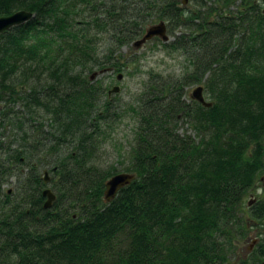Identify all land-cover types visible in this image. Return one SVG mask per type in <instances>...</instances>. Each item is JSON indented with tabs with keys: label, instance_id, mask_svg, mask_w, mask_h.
I'll return each mask as SVG.
<instances>
[{
	"label": "trees",
	"instance_id": "obj_1",
	"mask_svg": "<svg viewBox=\"0 0 264 264\" xmlns=\"http://www.w3.org/2000/svg\"><path fill=\"white\" fill-rule=\"evenodd\" d=\"M182 1L0 0V16L31 13L0 33V264H264V236L235 257L264 217V0ZM157 21L172 38L150 40L185 70L149 73L126 164L99 166L126 111L92 70H117ZM119 172L134 178L106 201Z\"/></svg>",
	"mask_w": 264,
	"mask_h": 264
},
{
	"label": "rangeland",
	"instance_id": "obj_2",
	"mask_svg": "<svg viewBox=\"0 0 264 264\" xmlns=\"http://www.w3.org/2000/svg\"><path fill=\"white\" fill-rule=\"evenodd\" d=\"M185 5L189 7L190 2L185 0ZM152 24H148L145 28ZM167 36V41H169L172 37L169 34ZM120 51L116 59L117 70L111 68L100 72V69L93 68L92 71L97 73L92 78H89L94 83L102 84L105 87V93L112 86L117 85L119 87L116 92L108 94L107 99L116 106H120V109H125L126 112L124 114L122 112V117L117 119L110 128L106 129V138L100 142L96 152V163L99 166H116L118 169L126 164L125 153L133 140L134 121L129 107L143 90L149 73H160L162 76L169 78L179 75L185 70L187 65L177 52L168 53L169 51H164L160 44L154 40H148L139 47H135L132 44L123 46ZM118 74L121 75L119 79L116 78ZM197 85L199 84L185 86L184 90L187 95H190L192 89ZM179 131L192 132L185 124L179 128ZM40 176L42 178L46 177L48 180V175L44 176L43 170ZM2 188L3 190L14 191V177H9L8 181L2 185ZM259 192L260 188L256 187L254 191H251L246 196V201L254 198V195ZM260 236H264V217L261 225L255 226L249 231L247 240L238 243L235 257L238 259L245 256L246 252L253 247ZM234 263L237 264V260Z\"/></svg>",
	"mask_w": 264,
	"mask_h": 264
},
{
	"label": "water",
	"instance_id": "obj_3",
	"mask_svg": "<svg viewBox=\"0 0 264 264\" xmlns=\"http://www.w3.org/2000/svg\"><path fill=\"white\" fill-rule=\"evenodd\" d=\"M185 4V0L182 1ZM31 16L30 12L25 10H18L9 15L0 16V33L14 25H17L25 20H27ZM152 37H159L163 41H167V34H166V26L164 21H159L156 24L149 25L146 27L142 33V35L132 42V45L135 47L141 46L146 41L150 40ZM102 72V71H100ZM94 72L91 74V78L96 74ZM120 74L117 75V79L120 78ZM119 89L117 85L112 86L111 89L108 90V94L111 92H116ZM190 97L194 100L198 101L203 106H210L211 103L206 101L203 93H202V86L197 85L195 88L192 89L190 93ZM44 176L46 175V171L43 172ZM134 178V174L126 173V172H119L115 173L114 175L110 176L106 182L104 183V190L103 196L106 201H109L114 197L116 192L123 187L124 185L128 184ZM43 180L46 182L47 178L44 177ZM262 184H264V174L260 177ZM42 195L45 197V201L43 203V207L47 208L51 205L53 200L55 199L54 193L49 189L45 188L42 191Z\"/></svg>",
	"mask_w": 264,
	"mask_h": 264
},
{
	"label": "flooded vegetation",
	"instance_id": "obj_4",
	"mask_svg": "<svg viewBox=\"0 0 264 264\" xmlns=\"http://www.w3.org/2000/svg\"><path fill=\"white\" fill-rule=\"evenodd\" d=\"M116 78H117V76H116ZM251 247H252V246H251ZM249 250H250V249H249ZM249 250H248V251H249Z\"/></svg>",
	"mask_w": 264,
	"mask_h": 264
}]
</instances>
